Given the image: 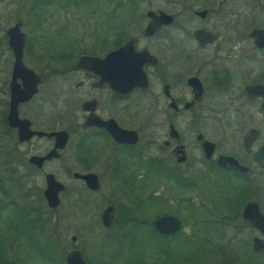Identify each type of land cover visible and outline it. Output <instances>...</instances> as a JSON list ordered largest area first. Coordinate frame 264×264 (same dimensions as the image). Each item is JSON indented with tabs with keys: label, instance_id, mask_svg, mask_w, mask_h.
Masks as SVG:
<instances>
[{
	"label": "flooded vegetation",
	"instance_id": "af4514ba",
	"mask_svg": "<svg viewBox=\"0 0 264 264\" xmlns=\"http://www.w3.org/2000/svg\"><path fill=\"white\" fill-rule=\"evenodd\" d=\"M20 1L0 25L4 60L0 70H9L0 83V135L8 139L9 177L27 184L21 170L40 171L43 198V169L54 162L72 171L71 177L89 194L111 186L99 202L74 200L72 204L75 208L83 202L100 204L101 235L110 238L102 247L100 264H264V46L255 45L248 35L252 29L264 28V0H182L180 14L185 22L178 24L176 14L160 5L130 13L135 4H127L126 13L125 4H118L129 20L118 23L122 28L114 42L109 44L108 27L102 25L99 39H77L46 54L40 53V45L45 21L52 16L44 8L50 2ZM242 8L247 14L241 24L249 29L245 37L239 34V40L249 44L246 49L239 42L230 43L236 42L235 11ZM148 10L169 14L171 22L144 34ZM27 17L30 23L24 22ZM16 23L23 33L22 62L39 82L29 99L15 105V118L28 122L23 133L65 131L62 148L54 147L53 137L32 133L18 140L16 121L8 120L13 53L7 30ZM126 23L132 28L124 29ZM47 25L60 35L66 32L65 25ZM196 30L211 33L213 39H197ZM129 39L136 50L145 49L154 58L143 67L145 87L122 92L106 83L107 70H101L99 79L94 70L71 68L79 56L103 57ZM216 43L211 59L204 61L199 53ZM233 49L241 51L243 67L239 64L238 69ZM40 59H45L43 65L34 62ZM189 62L194 69L184 67ZM206 64L208 70H203ZM44 80L67 91L64 99L55 97L56 104L69 106L64 122L40 117L41 106L34 103ZM16 83L22 88L20 79ZM53 148L54 154L43 159ZM74 172L95 174L97 187L88 188L72 176ZM62 184L58 204L49 208L45 203L48 209L56 210L61 204L66 189ZM4 197L7 207L39 214L37 204L29 210L27 202L19 203L7 190ZM104 210L108 225L101 221ZM161 216L174 217L175 222L158 221ZM158 222L165 233L158 231ZM141 234L148 235L146 243L140 242ZM112 239L118 242L111 243ZM80 255L88 264L86 256Z\"/></svg>",
	"mask_w": 264,
	"mask_h": 264
},
{
	"label": "rangeland",
	"instance_id": "374dc122",
	"mask_svg": "<svg viewBox=\"0 0 264 264\" xmlns=\"http://www.w3.org/2000/svg\"><path fill=\"white\" fill-rule=\"evenodd\" d=\"M48 1L50 4H46L44 8L52 13V16L45 21L46 25H44L45 28L43 35L44 42L40 45V50H42L40 53L42 54L53 51L57 47L74 44L77 39L87 41L90 36H96V38L99 39V37H101L102 25H107L108 27V39L109 44H111L119 36V31L121 32L122 27L118 26V23L121 19L129 20L127 17L122 16L120 13L121 11L118 10L121 8L118 7L117 0ZM200 1L201 0H195V2ZM18 2L22 1L0 0V25L9 19L10 12ZM32 2L35 3L34 0ZM121 2V4H125L126 6L123 7V12L126 13L128 12L126 9L129 7L127 4H135V9L131 10L130 13L144 12L148 5H151L153 8L160 5L161 8L176 14L177 24L179 22H185V15L180 14L182 8L180 7V2H182V0H122ZM23 3L30 4L31 0H24ZM106 9H108L107 18H105ZM246 14L247 11L243 8L235 11L234 18L237 26V32L235 35L236 42H230L231 45H236L239 42V45L244 46L243 49L249 47V44L245 39L239 40V34L245 37V34L249 29L248 26L241 24V20L245 18ZM212 21V19L209 20L210 23H212ZM24 22L30 23L31 19L29 17L24 18ZM47 23L65 25L66 32L60 35L56 33L50 25H47ZM130 25L126 23L124 29H131L133 25L131 27ZM191 26L192 23L190 25L188 24V27ZM216 45L217 43L199 53L204 61L211 59L213 54L212 48ZM48 47L50 48L49 50ZM233 50L234 52H232L236 55L233 57V62L238 69L243 65V61L239 60V53H241V51L238 53V50ZM42 60H34V62L37 61L43 65L45 59L43 62ZM3 63L4 60L0 58V67H2ZM253 65V63H249V67ZM184 67H187V70H191L195 68V65L192 62H189ZM208 67L209 64H206L203 70H208ZM36 71L45 72L46 70ZM8 72L9 70H0L1 84L6 81ZM55 86V84L47 83V81L44 80L40 87L39 95L35 99L34 104L41 106L40 117L46 122L51 120L64 122L69 115V106L56 104L59 100L55 99L58 94L59 99H64L67 91L58 86L55 88ZM51 102H53V104H51ZM1 127L2 125L0 124V129ZM7 144L8 139L4 135H0V175L7 178L5 180L1 179L0 183L5 190L10 192L11 198L21 201L19 203L27 202V204H29L27 209L30 210V205L34 206V204H37L39 207V214L34 216L32 220L31 217L27 216V214L22 211V209L16 210L15 208H10L11 206L7 207V203H5V208H0V249L3 251V254L0 256L2 258L0 259L2 262H6L5 264H65V254L70 249L77 248L82 255L84 254L83 257L86 256L88 264H100L102 247L104 242H107V239L110 238H103L101 235V227L98 222L100 204L95 205V201L99 202V196L102 193H105V190L109 189L111 186L107 188L102 187L97 194H89L80 182L71 177L70 174L72 171L63 170L54 162L49 163L44 167L43 171L52 172L58 180L65 184L66 187L65 191L61 194V204L59 207L56 210H50L46 207L40 194V190L43 188V178L40 171L30 172L21 170L23 174L27 175V184L23 183L19 177H17L16 180L9 177L6 160ZM65 151L68 155L69 149L66 148ZM77 171L83 172L82 170ZM17 173L19 172L17 171ZM96 173H101V171H97ZM103 179L105 180L106 178ZM106 184H108V182L103 183V185ZM142 189L144 188L142 187ZM142 189L140 192L141 194L143 193ZM36 192L38 193L37 196ZM20 196H22V199H19ZM88 199L95 200V204L90 202L85 204V202H83L84 205H79V207L75 208L72 206L74 200L83 201ZM4 201L5 197L0 195V204H3ZM80 201L77 203H80ZM72 236L74 237V240H71ZM147 239V234L140 235L141 243H146ZM115 242L118 241L115 239L111 240V243ZM44 248L47 250H44ZM53 248H55V250L51 251ZM48 255L50 257H48Z\"/></svg>",
	"mask_w": 264,
	"mask_h": 264
},
{
	"label": "water",
	"instance_id": "95a60500",
	"mask_svg": "<svg viewBox=\"0 0 264 264\" xmlns=\"http://www.w3.org/2000/svg\"><path fill=\"white\" fill-rule=\"evenodd\" d=\"M146 15L150 17V21H148L147 25L143 29V33L146 35H149L157 30L160 24H169L171 22V16L162 11L155 14L153 11L148 10ZM248 35L253 39L255 45L259 47L264 46V28L252 29ZM7 36L8 46L13 53L11 81L9 84L11 98L9 103L10 113L8 114V120L10 121L11 117L15 119L16 122H14L13 125L18 126V140L26 139L27 136L25 135H30L32 133L38 136L53 137L55 140L54 147L62 148L67 137L65 131L59 130L47 133L42 131H25L23 133L22 130H26L28 122L26 120L15 118V105L18 102L26 101L37 91L39 77L33 70L28 69L22 62L21 51L23 45V33L20 31L18 23L14 24L7 30ZM194 36L197 39L205 38L207 41H211L213 39L211 33L202 30H196L194 32ZM133 45V40L129 39L123 46L108 52L103 57L81 55L71 68L94 70L95 75L99 79L101 78V70H107L108 81H106V83L114 89L122 92H126L133 86L139 85L141 87H145L146 78L143 67L148 63H152L154 58L145 49L136 50ZM16 79H20L22 88H20L16 83ZM53 152L54 148L48 152L43 159L53 155ZM40 160H42V158H40ZM72 176L83 180L88 188L95 189L97 187V177L93 173L80 174L74 172ZM43 177L44 189L42 191V195L46 205L49 208H53L59 202L58 192L63 189V184L57 180L51 172H45ZM159 220L164 222H175V218L171 216H161L158 221ZM101 221L104 225L109 224L110 219L108 217L107 210H104L101 214ZM157 228L161 233L166 232L161 228V224L159 222L157 224ZM71 240H74L73 236L71 237ZM64 262L65 264H85L79 250L77 249L69 250L64 256Z\"/></svg>",
	"mask_w": 264,
	"mask_h": 264
},
{
	"label": "trees",
	"instance_id": "16d2710c",
	"mask_svg": "<svg viewBox=\"0 0 264 264\" xmlns=\"http://www.w3.org/2000/svg\"><path fill=\"white\" fill-rule=\"evenodd\" d=\"M122 0H117V5L118 4H121V3H123V2H121ZM130 1V0H129ZM121 2V3H120ZM126 3V2H125ZM5 180L6 178L4 177V176H1L0 175V180ZM4 191H5V189L2 187V184L0 183V195H2V196H4ZM28 191V190H27ZM27 193V192H26ZM29 205V204H28ZM5 208L6 206H5V202L3 203V204H0V208ZM1 210V209H0ZM26 214H27V216H29V217H31V219L33 220V218H34V215H32V214H30V212H26V211H24ZM48 247V246H47ZM44 250H47L46 248H44ZM53 250H55V248H53L51 251H53ZM3 254V251H2V249H0V256ZM48 257H50L49 255H48ZM0 258H2V257H0ZM6 262H2V260L0 259V264H5Z\"/></svg>",
	"mask_w": 264,
	"mask_h": 264
}]
</instances>
